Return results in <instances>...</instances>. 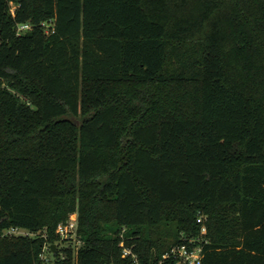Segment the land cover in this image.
Returning a JSON list of instances; mask_svg holds the SVG:
<instances>
[{"label":"trees","instance_id":"1","mask_svg":"<svg viewBox=\"0 0 264 264\" xmlns=\"http://www.w3.org/2000/svg\"><path fill=\"white\" fill-rule=\"evenodd\" d=\"M189 239L264 264V0H0V264Z\"/></svg>","mask_w":264,"mask_h":264},{"label":"built area","instance_id":"2","mask_svg":"<svg viewBox=\"0 0 264 264\" xmlns=\"http://www.w3.org/2000/svg\"><path fill=\"white\" fill-rule=\"evenodd\" d=\"M10 5V12L13 14V10L15 5L12 2H9ZM30 27L29 23H21L16 25V31L21 32L25 29ZM76 213L73 212L69 214L68 218L64 222H60L55 227V234L59 237V239L65 240H76ZM197 222H202V217H197ZM6 234H13V235H34L35 233L29 232L27 230L11 227L4 231ZM205 233V227L201 225L200 234ZM119 245L122 247V241L119 242ZM48 246L46 244L43 245L42 251L39 254L40 259L43 262H48L49 258L46 255V250ZM129 250L126 248H122V256L129 254ZM173 257L177 264L184 263V264H201V246L199 244H195L193 239H189L186 243H180L173 245L167 250L162 257ZM133 264H138L136 257L133 255Z\"/></svg>","mask_w":264,"mask_h":264},{"label":"water","instance_id":"3","mask_svg":"<svg viewBox=\"0 0 264 264\" xmlns=\"http://www.w3.org/2000/svg\"><path fill=\"white\" fill-rule=\"evenodd\" d=\"M51 247H52V251H53L54 250V245L52 244Z\"/></svg>","mask_w":264,"mask_h":264},{"label":"rangeland","instance_id":"4","mask_svg":"<svg viewBox=\"0 0 264 264\" xmlns=\"http://www.w3.org/2000/svg\"><path fill=\"white\" fill-rule=\"evenodd\" d=\"M50 255V254H49ZM51 257V256H50ZM45 264H48V263H45Z\"/></svg>","mask_w":264,"mask_h":264}]
</instances>
